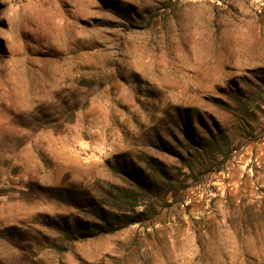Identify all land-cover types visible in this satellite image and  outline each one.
<instances>
[{"label": "rangeland", "instance_id": "obj_1", "mask_svg": "<svg viewBox=\"0 0 264 264\" xmlns=\"http://www.w3.org/2000/svg\"><path fill=\"white\" fill-rule=\"evenodd\" d=\"M0 264H264V0H0Z\"/></svg>", "mask_w": 264, "mask_h": 264}, {"label": "trees", "instance_id": "obj_2", "mask_svg": "<svg viewBox=\"0 0 264 264\" xmlns=\"http://www.w3.org/2000/svg\"><path fill=\"white\" fill-rule=\"evenodd\" d=\"M138 184V189L146 194H150V189L154 187V185L145 184L143 181H139ZM138 206V204H135L132 207L131 216L128 214H108L107 216V214L103 210H95L97 211L95 212V217L99 222L93 223L91 226L85 227L84 229L76 227V235L82 239L93 238L101 235L112 234L129 225L138 224L140 223V219L144 214L143 211H136V208Z\"/></svg>", "mask_w": 264, "mask_h": 264}]
</instances>
